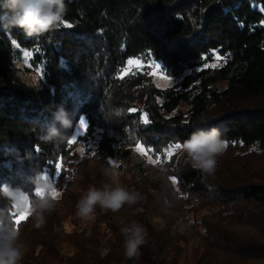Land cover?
Instances as JSON below:
<instances>
[{"label":"trees","instance_id":"1","mask_svg":"<svg viewBox=\"0 0 264 264\" xmlns=\"http://www.w3.org/2000/svg\"><path fill=\"white\" fill-rule=\"evenodd\" d=\"M65 2L63 23L39 37L19 28L0 29V185L28 190V177L35 171L44 172L70 160L74 151L69 140L83 117L90 132L101 131L93 158H119L141 195L143 191L147 196L166 191L175 194L170 182L159 184L156 177L160 175L176 178L178 190L186 195L226 198L264 211V182L226 186V180L216 173L218 162L214 175L206 176L179 157L152 166L139 162L133 151L139 143L160 154L174 143L182 144L196 129L215 127L230 146L264 153V0ZM22 50L33 52L32 63L41 69L39 86L21 79L15 61L22 58ZM217 57L220 60L215 65ZM134 60L160 64L167 74L184 76L168 88L157 87L141 73L122 76ZM60 105L75 111L73 126L63 141L44 142L39 138L41 128L52 122ZM117 109L122 110L120 116L114 114ZM145 114L147 123L142 121ZM85 162L69 164L72 182L63 196L68 201L56 202L68 216L80 197L72 195V190L84 178L87 170L83 172L81 166ZM93 172L88 170L91 183L80 187L82 193L97 186L98 173ZM6 204L0 196V209ZM100 210H95L98 217ZM137 214L133 217L144 226ZM53 217L46 216V230L56 226ZM18 227L28 233L26 243L30 242L20 264H39L34 252L38 247H50L51 253H57L52 259L68 264L58 259L50 232L29 239L38 230L32 215ZM146 229L148 242L139 256L144 264H164L155 234ZM104 250H94L96 258L77 263L106 264L109 250L101 255ZM120 250L119 261L127 259L123 246Z\"/></svg>","mask_w":264,"mask_h":264},{"label":"rangeland","instance_id":"2","mask_svg":"<svg viewBox=\"0 0 264 264\" xmlns=\"http://www.w3.org/2000/svg\"><path fill=\"white\" fill-rule=\"evenodd\" d=\"M21 57L15 61L20 69L21 79L29 85L39 86L42 78L41 69L32 63L33 52L22 50ZM217 60L215 65L219 63L220 58L217 57ZM139 64L140 66L137 67L135 64L128 63L121 75L127 76L134 73L147 75L159 88L173 87L179 84L184 76V74H167L160 64H146L141 61ZM126 69L127 73L124 74ZM182 110L186 112V107ZM84 125L86 127L79 122L69 140V145L74 151L72 158L66 162H59L56 167L43 172L54 182L55 191L59 192V197L53 199L63 201L62 203L68 201L67 197L63 199L66 187L72 182L68 166L83 161L86 162L81 166L82 171L84 172L85 169L87 171L82 181L78 180L74 184L72 195L80 194L81 197L83 193L79 189L91 183L86 175L90 169L94 170L93 173H98L96 187L111 182V178L104 174L105 170H109L118 173V180L122 186L131 191H137L132 175L126 170L123 171L119 158H93L101 131L90 132L85 118ZM223 142H226V147L217 156L220 166L216 173L226 180V186L264 182V153L246 149L243 146H230L225 140ZM176 144L180 143H174L172 147L160 154L152 153L142 144L140 145L146 154L138 152L137 145L133 151L139 162H146L152 166L159 163L165 165V163H171L174 158L184 159L180 150L174 151L171 156L168 155ZM119 168H121L120 172H118ZM156 170L155 173H158V169ZM156 178L160 185L170 182L176 188L175 194L169 195L166 191L160 196H147V192L143 191L142 200L136 205L124 206L116 212L101 209V216L98 217L94 213L91 220L78 217L76 208L68 216L65 208L56 203L55 210L50 215L46 214L49 217L54 216L52 221L56 222V226H51L49 229L47 227V230L42 226L36 230L34 237L29 239H37L40 234L49 235L47 233L50 232L53 245L59 251L58 259L68 261V264L94 259L96 258L94 250L99 251L101 248L109 250L106 264H128L129 259L119 261L117 256L124 239L120 233L121 229L131 221H137L133 213L139 212L137 215L142 216L144 227L152 229L155 234L161 251L160 261L164 264H264V211L262 209L254 204L234 203L226 198L186 195L178 190L176 178L175 182L167 176L159 175ZM50 197L52 198L51 193ZM25 212L18 214L16 220ZM27 213L28 215L20 222L31 215L30 212ZM22 234L23 232L21 239L25 244V251L29 248L30 242L26 243L28 233ZM95 243L99 245L95 247ZM49 248L38 247L34 250L36 256L39 255V264H58L52 259L57 253H51ZM134 260L137 262L135 264H144L141 256Z\"/></svg>","mask_w":264,"mask_h":264},{"label":"clouds","instance_id":"3","mask_svg":"<svg viewBox=\"0 0 264 264\" xmlns=\"http://www.w3.org/2000/svg\"><path fill=\"white\" fill-rule=\"evenodd\" d=\"M67 13L65 0H0V29L11 31L19 28L28 36L39 37L63 23ZM116 116L122 114L117 109ZM75 111L63 105L57 107L50 124L41 128L39 138L44 142H61L67 138V130L72 128ZM224 150V142L217 128H199L194 130L181 144L184 163L199 170L206 176H212L217 166V156ZM110 183L100 187L90 186L76 202V215L84 220H91L97 207L105 211L116 212L124 206H133L142 200L138 191H131L122 186L118 173L105 170ZM31 188L0 185V196L7 204L0 209V264H20L24 255L25 244L14 217L22 211L30 212L35 227L46 224V213L55 210L56 200L50 197L55 184L47 174L35 171L28 177ZM35 194V195H34ZM124 255L129 260L139 257L141 248L148 242L147 229L133 220L121 229ZM104 250L101 255H106Z\"/></svg>","mask_w":264,"mask_h":264},{"label":"snow or ice","instance_id":"4","mask_svg":"<svg viewBox=\"0 0 264 264\" xmlns=\"http://www.w3.org/2000/svg\"><path fill=\"white\" fill-rule=\"evenodd\" d=\"M67 26L70 27L71 25H67ZM218 59H219V57H218ZM128 63H129V65L135 64L137 67L140 66L139 61H129ZM126 73H127V69L125 70L124 74H126ZM130 111H135V110L131 109ZM143 119H144V123L148 122L146 114L144 115ZM80 123H81L82 126L86 127V125H84V118L83 117H81ZM224 147H226V142H224ZM180 149H181V144H176V145H174L173 149L169 151L168 155L171 156L174 151H178ZM136 150L138 152H141L142 154H146V153H144L143 147L139 143H137ZM152 162L155 163L156 161H152ZM57 175H58V173H57ZM172 179H173V182H175V178L173 177ZM51 196H52V198H58L59 197V192L55 191V189H54L51 192ZM27 215H28L27 212H25L23 215H20L19 219L16 220V224L18 225L20 223V220L24 219Z\"/></svg>","mask_w":264,"mask_h":264}]
</instances>
